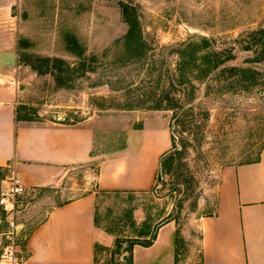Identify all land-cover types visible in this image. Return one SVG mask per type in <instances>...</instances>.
Listing matches in <instances>:
<instances>
[{
    "label": "rangeland",
    "instance_id": "obj_1",
    "mask_svg": "<svg viewBox=\"0 0 264 264\" xmlns=\"http://www.w3.org/2000/svg\"><path fill=\"white\" fill-rule=\"evenodd\" d=\"M122 2L137 5L143 55L126 51ZM263 28L264 0H9L7 11L0 8L1 84L16 94L20 114L28 112L36 122L88 123L105 156L126 150L127 138L136 137L146 117L170 126L172 110L124 105L133 95L158 97L168 89L180 74V62L189 59L178 53L185 44L203 49L196 56L211 53L213 59L261 72L256 84L243 91L224 86L235 76L195 79L200 70L190 69L197 86L190 105L206 134L193 140L182 125H174V144L191 145L157 175L150 191L99 190L97 163L91 162L63 168L50 185L27 186L10 211L0 204V262L8 244L14 242L19 250L25 246L54 205L96 191L97 225L113 235V242L97 253L95 264H126L132 239L144 241L168 223L174 228L176 263L201 264L197 220L215 211L220 170L255 160L264 142V60L253 61L255 50L262 48L255 34ZM69 35L85 49L82 56L68 49ZM46 57L60 60L41 70L38 58ZM9 173L10 167L0 168V198ZM137 208L145 216L141 222L135 218Z\"/></svg>",
    "mask_w": 264,
    "mask_h": 264
},
{
    "label": "crops",
    "instance_id": "obj_2",
    "mask_svg": "<svg viewBox=\"0 0 264 264\" xmlns=\"http://www.w3.org/2000/svg\"><path fill=\"white\" fill-rule=\"evenodd\" d=\"M8 2L0 0V8L7 11ZM2 81L0 168H14L29 187H44L67 166L96 162L99 190L137 194L155 186L161 157L172 146L166 121L146 117L136 137L127 138L126 150L105 156L88 123L17 120L16 94ZM142 211L135 210L137 222L145 218ZM197 226L201 264H264V146L258 161L220 170L215 211L199 217ZM174 237L170 223L162 226L151 245L132 247L126 264H177ZM112 242L113 235L97 225V192L92 191L54 205L19 257L21 264H95L97 253Z\"/></svg>",
    "mask_w": 264,
    "mask_h": 264
},
{
    "label": "trees",
    "instance_id": "obj_3",
    "mask_svg": "<svg viewBox=\"0 0 264 264\" xmlns=\"http://www.w3.org/2000/svg\"><path fill=\"white\" fill-rule=\"evenodd\" d=\"M123 21L127 24V31L123 36V42L126 46V51H128L129 55L138 53V55H143L145 51V40L143 39V33L140 28V22L136 13V4L132 2H122L120 3ZM255 36H257L256 44H259L262 48L259 51L255 50L256 56L254 58V62L260 63L264 60V28L256 32ZM206 41V40H205ZM24 41L21 40L19 42L22 45ZM68 49L78 56H82L85 52V49L82 47L78 39L69 35L68 39ZM208 43V42H206ZM205 48V47H203ZM250 49V48H249ZM199 50H203L199 48L197 44L187 43L184 48H180L178 50L179 55L184 58L188 56L189 59L187 61L180 62L179 64V75L176 81H169V88L164 89L162 93L156 96H147L142 94H136L127 99L124 107L128 109H140L147 108L149 109H169L173 111V115L170 122V130H171V138H172V146L171 148L165 152L160 160L159 171L158 174L165 169H170L172 163L176 156H181L187 149L188 146L191 145L189 142H185L182 148L177 147L175 142V137L172 134V130L175 124L182 125L183 131L187 132L191 135V138L194 140H202L203 136L206 134V125L205 124H197L196 114L194 113L193 105H190L191 101L195 99V91L197 90V86L195 84V79H204L207 75H226L227 77L235 76L233 80H226L224 83L225 87H235L236 90L246 91L250 87L254 86L256 83V79L258 75H261V72L253 67H246L241 65H229L227 64V60H220L216 54V58L213 59V54L204 53L202 56H196ZM202 59L203 62L201 64H196L198 59ZM28 60V56H24V60ZM38 60L42 61V65H39L40 69H44L43 67H49L52 63L56 64L60 59L54 58H38ZM53 64V65H54ZM33 67L39 68L33 63ZM199 69L200 73L198 76L194 78H189V74L191 75V70ZM24 108V107H23ZM209 118V112L205 111L203 113L202 119L206 121ZM35 118L28 112L24 114H20V110L17 108V120H25V121H33ZM189 141V140H188ZM191 143V142H190ZM189 144V145H188ZM264 146V142L262 143L261 150ZM261 151L257 158L253 161H249L246 163L256 162L260 159ZM156 237V233L154 232L149 239L144 241L138 239L131 240V248L135 244H141L144 246H149L153 243V240Z\"/></svg>",
    "mask_w": 264,
    "mask_h": 264
},
{
    "label": "built area",
    "instance_id": "obj_4",
    "mask_svg": "<svg viewBox=\"0 0 264 264\" xmlns=\"http://www.w3.org/2000/svg\"><path fill=\"white\" fill-rule=\"evenodd\" d=\"M8 186L5 192H2L0 204L4 209L10 211L14 209L18 197L27 192V185L17 171L10 167V173L7 177ZM1 264H21L19 257V248L14 242L5 247L4 254L2 255Z\"/></svg>",
    "mask_w": 264,
    "mask_h": 264
}]
</instances>
